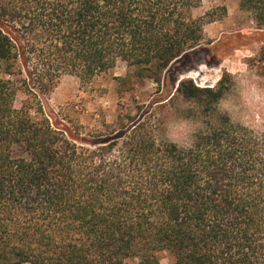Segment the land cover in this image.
<instances>
[{
	"label": "trees",
	"instance_id": "16d2710c",
	"mask_svg": "<svg viewBox=\"0 0 264 264\" xmlns=\"http://www.w3.org/2000/svg\"><path fill=\"white\" fill-rule=\"evenodd\" d=\"M238 1L264 30V0ZM202 2L0 0V264H264V139L225 126L183 152L153 140L154 109L91 135L48 103L119 61L162 85L226 17L195 16ZM224 82L184 79L156 104L210 107Z\"/></svg>",
	"mask_w": 264,
	"mask_h": 264
},
{
	"label": "rangeland",
	"instance_id": "374dc122",
	"mask_svg": "<svg viewBox=\"0 0 264 264\" xmlns=\"http://www.w3.org/2000/svg\"><path fill=\"white\" fill-rule=\"evenodd\" d=\"M219 7L226 8V17L205 26L203 43L164 75L162 85L140 78L135 68L119 61L111 71L90 82L64 76L48 97V103L56 111L69 106V117L84 127L83 133L98 135L106 133L103 123L112 124L120 115H136L139 107L157 113L172 105L174 101L164 106H157L156 102L173 95L181 80L192 79L200 88H214L225 77L228 89L229 72L235 70V65L226 67L228 59H235L237 64L248 63L263 75L264 30L257 28L252 15L241 9L238 0H203L194 15L203 16ZM25 99L20 94L16 107L20 108ZM159 258L162 264H170L168 253H160ZM136 263V259L126 261Z\"/></svg>",
	"mask_w": 264,
	"mask_h": 264
},
{
	"label": "clouds",
	"instance_id": "9594fccd",
	"mask_svg": "<svg viewBox=\"0 0 264 264\" xmlns=\"http://www.w3.org/2000/svg\"><path fill=\"white\" fill-rule=\"evenodd\" d=\"M231 84L209 107L205 98H175L174 103L155 114L152 137L157 144H168L178 151L194 149L198 137L210 135L225 126L244 130L264 139V75L245 62L226 60Z\"/></svg>",
	"mask_w": 264,
	"mask_h": 264
}]
</instances>
